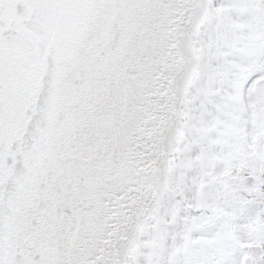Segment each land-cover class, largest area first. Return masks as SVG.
Returning a JSON list of instances; mask_svg holds the SVG:
<instances>
[{
  "label": "snow or ice",
  "instance_id": "1",
  "mask_svg": "<svg viewBox=\"0 0 264 264\" xmlns=\"http://www.w3.org/2000/svg\"><path fill=\"white\" fill-rule=\"evenodd\" d=\"M0 264H264V0H0Z\"/></svg>",
  "mask_w": 264,
  "mask_h": 264
}]
</instances>
